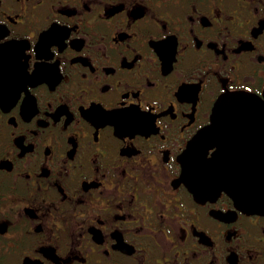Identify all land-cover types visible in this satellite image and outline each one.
<instances>
[{
	"label": "flooded vegetation",
	"instance_id": "af4514ba",
	"mask_svg": "<svg viewBox=\"0 0 264 264\" xmlns=\"http://www.w3.org/2000/svg\"><path fill=\"white\" fill-rule=\"evenodd\" d=\"M239 91L264 0H0V264H264V209L180 178ZM220 115L206 156L264 169L260 113Z\"/></svg>",
	"mask_w": 264,
	"mask_h": 264
},
{
	"label": "water",
	"instance_id": "95a60500",
	"mask_svg": "<svg viewBox=\"0 0 264 264\" xmlns=\"http://www.w3.org/2000/svg\"><path fill=\"white\" fill-rule=\"evenodd\" d=\"M225 110L231 117L239 118L236 124L243 125L241 119L251 114L264 112V99H260L244 91L228 92L222 94L213 105L212 122L202 129L187 144L181 155V179L196 196L208 197L217 195L224 190L233 202L242 209H264V169L255 166V159L244 160L247 164L241 167L242 162L235 166L226 160H221V150L218 148L206 157V140L204 134H216L218 131V118L220 111ZM191 154H194L191 155Z\"/></svg>",
	"mask_w": 264,
	"mask_h": 264
}]
</instances>
